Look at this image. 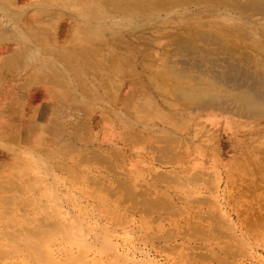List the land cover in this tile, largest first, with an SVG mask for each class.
Wrapping results in <instances>:
<instances>
[{
    "label": "bare ground",
    "instance_id": "1",
    "mask_svg": "<svg viewBox=\"0 0 264 264\" xmlns=\"http://www.w3.org/2000/svg\"><path fill=\"white\" fill-rule=\"evenodd\" d=\"M84 1L87 5H79L85 7L84 12L77 10L74 16L76 22L71 29L69 43L71 51L66 52L71 72L67 70L74 78L70 79L71 84L62 85L55 97L56 101L63 103L61 106H67V111L64 110L68 116L83 110L90 113L93 109L87 108L88 101L104 100L105 106L98 123L106 122L107 134L117 129L122 134L126 131L132 133L135 138L138 137L132 140L133 144L159 151L162 156L167 155L169 172L175 174H179V167L192 163L196 166L223 164L227 168L242 164L264 166V0ZM50 15L53 17V14ZM39 33H50V29L40 25ZM86 41L96 48H88L84 44ZM62 91L70 98L69 102ZM162 105L168 108L167 115L162 112ZM90 114L93 116V111ZM83 119L76 115L65 124L61 120L56 128L49 129L52 137L58 139L53 148L55 151L61 152L64 147L73 152L83 151L84 148L76 141L66 144L67 137H76L78 131L82 134L92 132L94 122L90 125ZM109 127L111 130L108 132ZM63 138L65 144L62 143ZM93 141L96 139L82 143ZM94 145L97 146V143ZM105 146L99 143L100 149ZM94 149L96 147L90 151L91 159L112 164L108 163V156ZM113 149H116L113 151L116 156L122 154L119 148ZM50 150L43 153L50 152L52 155ZM194 152L200 155L192 157ZM47 157H41L43 167L46 166L44 161L50 158ZM164 178L168 179V176ZM97 183L100 185L101 181ZM120 188L127 195L124 201L128 197L131 201L133 199V203H140L139 207L147 208L146 211L142 209L145 212L156 208L168 212V199L146 198L145 194L141 197V190L138 192L128 184L120 185ZM40 206L45 209L44 204ZM60 213L47 212L44 219L38 222L43 227H34L29 231L39 233L46 226L58 229L63 225L68 235L72 222L61 223ZM56 214L58 219L61 217L60 220H56ZM76 221L79 226L74 223V228H82L80 220ZM107 239L111 241L109 237Z\"/></svg>",
    "mask_w": 264,
    "mask_h": 264
},
{
    "label": "rangeland",
    "instance_id": "2",
    "mask_svg": "<svg viewBox=\"0 0 264 264\" xmlns=\"http://www.w3.org/2000/svg\"><path fill=\"white\" fill-rule=\"evenodd\" d=\"M84 44L96 48L87 41ZM62 95L70 101L63 91ZM96 101L85 104L93 109V116L87 108V113L83 110L70 115L83 117L90 125L94 122L91 133L78 131L72 140L67 137L66 144L76 141L84 148L82 152L69 147L57 152L53 149L56 139L46 135L44 149H51L52 155L22 150L6 159L9 163L0 172V264H264V166L227 168L223 164L192 163L179 167V174L169 172L167 155L133 144L138 137L132 133L122 134L117 129L107 134L106 122L98 123L105 101ZM161 107L167 115L168 108ZM91 138L96 141L82 143ZM99 143L106 146L100 149ZM95 147L112 164L91 159L90 151ZM113 148L122 154L116 156ZM43 155L50 157L44 161L45 167ZM125 184L141 190V197L168 199V212L160 208L145 212L147 208L142 210L133 199L124 201L127 195L120 191V185ZM49 211L61 212V220L56 214L61 223L72 222L68 235L63 225L58 229L46 226L39 233L29 231L42 228L38 222ZM76 220L84 227L74 228V223L79 226Z\"/></svg>",
    "mask_w": 264,
    "mask_h": 264
},
{
    "label": "crops",
    "instance_id": "3",
    "mask_svg": "<svg viewBox=\"0 0 264 264\" xmlns=\"http://www.w3.org/2000/svg\"><path fill=\"white\" fill-rule=\"evenodd\" d=\"M79 5L87 2L0 0V172L9 163L6 159L10 153L44 152L46 135L52 137L49 129L56 128L61 120L65 124L76 117L66 114L67 106L56 101L55 93L74 78L68 69L71 65H67L70 59L66 52L71 51L74 16L77 10L84 12L85 7ZM40 25L49 28L50 33H39Z\"/></svg>",
    "mask_w": 264,
    "mask_h": 264
}]
</instances>
